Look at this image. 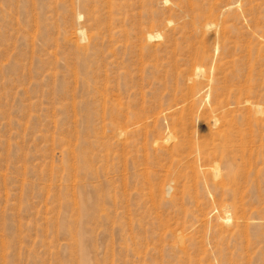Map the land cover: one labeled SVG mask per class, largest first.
Listing matches in <instances>:
<instances>
[{"label":"rangeland","instance_id":"1","mask_svg":"<svg viewBox=\"0 0 264 264\" xmlns=\"http://www.w3.org/2000/svg\"><path fill=\"white\" fill-rule=\"evenodd\" d=\"M0 264H264V0H0Z\"/></svg>","mask_w":264,"mask_h":264},{"label":"bare ground","instance_id":"2","mask_svg":"<svg viewBox=\"0 0 264 264\" xmlns=\"http://www.w3.org/2000/svg\"><path fill=\"white\" fill-rule=\"evenodd\" d=\"M203 27H205L206 30H210V29L214 28L215 25H214L213 23H206L205 25H203ZM216 28H217V26H216ZM220 30H221V28H220ZM79 34H80L81 36H83L82 28L79 29ZM217 122H218V120H217L215 117H213V123H214V125H215Z\"/></svg>","mask_w":264,"mask_h":264}]
</instances>
